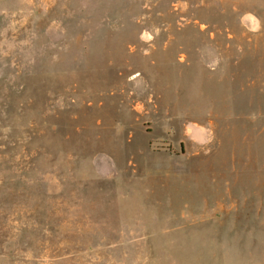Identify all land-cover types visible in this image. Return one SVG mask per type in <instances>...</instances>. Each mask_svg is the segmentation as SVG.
<instances>
[{
  "label": "rangeland",
  "instance_id": "374dc122",
  "mask_svg": "<svg viewBox=\"0 0 264 264\" xmlns=\"http://www.w3.org/2000/svg\"><path fill=\"white\" fill-rule=\"evenodd\" d=\"M0 264H264V0H0Z\"/></svg>",
  "mask_w": 264,
  "mask_h": 264
}]
</instances>
